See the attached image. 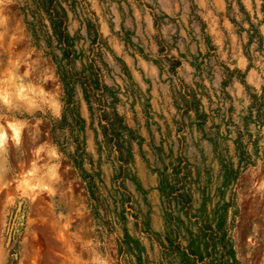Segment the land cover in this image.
<instances>
[{"label": "clouds", "instance_id": "1", "mask_svg": "<svg viewBox=\"0 0 264 264\" xmlns=\"http://www.w3.org/2000/svg\"><path fill=\"white\" fill-rule=\"evenodd\" d=\"M12 2L0 0V207L7 214L23 203L35 217L29 224L38 222L49 229V236L58 242L56 255L63 256L49 264H128V256L116 255L118 232L105 230L103 213L95 217L94 201L72 194L71 185L79 186L80 181L72 162L77 144L69 127L58 126L70 106L56 66L44 55L43 41L36 47L30 38L21 44L27 34L4 14ZM87 2L91 7L82 8L80 21L90 10L101 17L99 31L109 47H98L94 54L98 63L107 65L101 67L105 82L118 91V110L130 128L144 124L142 109L148 110V102L153 132L165 127L177 116L171 97L185 86L212 94L216 103L211 107H219L222 115L234 105L237 122L247 112L250 93L264 97V0H121L123 11L113 0ZM110 25H114L112 31ZM122 25L124 32L134 33L130 42ZM80 26L73 21L70 33ZM209 38L210 44H205ZM158 44L166 45L169 59L158 53ZM81 46L87 56L88 44L81 41ZM140 48L143 56L138 54ZM113 57L126 61L127 68ZM172 60L180 61L174 74L169 70ZM109 68L114 69L111 78ZM225 80L226 88L222 87ZM197 84L202 88L197 89ZM201 99L207 110L208 101ZM159 114L164 119L157 121ZM88 136L86 152L94 156L91 133ZM253 160L245 173L251 174L250 179L243 191H237L238 200L250 194L264 201V151ZM84 167L92 170L87 160ZM157 227L162 230V225ZM32 235L29 230L18 238L19 260L9 257L10 249L0 240V264H35L28 239Z\"/></svg>", "mask_w": 264, "mask_h": 264}, {"label": "rangeland", "instance_id": "2", "mask_svg": "<svg viewBox=\"0 0 264 264\" xmlns=\"http://www.w3.org/2000/svg\"><path fill=\"white\" fill-rule=\"evenodd\" d=\"M113 2L120 3L118 11H123L121 0H113ZM22 5L23 0H13L4 14L14 22L13 26L21 27L23 33L27 34L22 33L21 44H25L30 37L21 14ZM85 6L89 9L91 7L87 0L75 10H69L67 21V29L75 49L79 55L83 56L85 50L82 46L78 48V45L81 41H85L89 48L90 43L85 18L91 17L93 12L99 28L102 27L101 17L97 16L94 10H90L83 22L80 21L82 8ZM73 21L80 23L81 26L75 33H70L69 27ZM113 27L114 25H110L109 31H112ZM121 31L125 40L130 42L131 35L134 33H131V30L124 32L123 25ZM99 32L103 36V32ZM254 37L249 40L250 44ZM104 40L106 41V38ZM116 43L119 44V38ZM205 44H210V38L205 40ZM32 46L37 45L33 43ZM107 46L109 47L108 44ZM138 54L143 56V48L139 49ZM44 55L49 56L45 53ZM113 59L117 64H123L124 68H127L126 61L116 57ZM78 61L80 62L79 59ZM51 62L53 63L52 59ZM112 71L114 69H108V78H111ZM103 78L105 82L104 73ZM106 84L109 86L108 83ZM113 90L118 94L117 90ZM205 94L207 97L203 98L208 101L205 111L214 110L213 121L219 125L220 136L216 148L192 123V120L186 117L183 133L177 132L179 124L175 123V120L178 119V115L173 117L165 127L153 132L155 125L151 115V103H147V111L142 109L145 122L138 128H132L139 137L133 145L134 160L128 164V174L123 180L124 187L132 194L130 202H127L121 196L120 183L113 182V175L119 170V164L115 161L114 154H109L103 149L104 142L97 120L90 115L81 92L79 90L77 92L76 102L82 118V122L78 124L81 128L80 141V134H84L83 166L87 160L89 167L97 173L95 185L100 197L94 200L95 217L100 218L103 213L105 230L108 233L118 232L115 238L116 255L128 256V264H264V226H262L264 225V201L260 200L258 195L249 194L243 200H238L237 196V191H243L244 185L250 179L251 174L245 173L249 164L254 165L253 157L259 158L264 151V123L257 120L255 111L251 118L246 117L251 104L250 96L247 112L240 117L239 122L234 119V105L229 106L227 114L222 116L224 121L221 122L216 113L219 107L215 109L211 107L216 101L212 99V94L206 92ZM228 95L230 99L231 94ZM171 99L173 103V98ZM173 107L175 108L174 104ZM85 111L88 114L87 118L83 115ZM219 113L222 114L221 109ZM68 118L69 114L67 123L58 126L69 127L75 134L74 124L72 120L69 124ZM155 119L159 121L164 118L162 114H159ZM134 120L139 124L138 117H134ZM207 126H211V121L206 123ZM236 126L242 131L240 140L246 145L248 153L242 162H239L235 149ZM88 133H91L94 156L86 152ZM182 135L185 137L182 154L190 163L192 179L190 203H187L186 198L180 200L175 196H170L168 201L167 197L161 193L156 173V170L163 168V164L169 162L170 155H177L180 146L179 136ZM83 168L84 172L77 168L80 172V181L79 186L71 185L72 194L87 196L91 200L87 179L85 181L83 176L92 170ZM234 185L236 190L230 192ZM34 219L35 217L23 203L9 209L7 214L0 207V240H3L5 247L10 249L9 257L19 260L18 238H22V233L26 234L31 230L33 235L28 239L35 264H49L50 261L62 260V255H56L58 242L49 236V229L38 222L29 224V221ZM160 225L162 230L157 227Z\"/></svg>", "mask_w": 264, "mask_h": 264}, {"label": "trees", "instance_id": "3", "mask_svg": "<svg viewBox=\"0 0 264 264\" xmlns=\"http://www.w3.org/2000/svg\"><path fill=\"white\" fill-rule=\"evenodd\" d=\"M82 2H86V0H23L20 9L31 41L35 45H39L43 41L44 46L47 48L45 54L51 57L56 66L55 71L60 76L70 106L68 114L75 128L74 143L77 144V152L72 160L73 164L83 172L85 171L83 168L85 148L83 151L81 150V141L79 140L81 128L78 126L82 122V118L79 115L76 102V95L79 90L87 104L90 115L97 120L104 142L103 149L109 154H114L115 161L119 164V170L115 171L113 175V182L120 183L119 189L122 198L130 202L132 194L124 187L123 180L128 174V164L134 160L133 145L139 136L125 122V117L119 113V96L117 92L104 82L103 72L101 71L103 62L98 63L99 57L94 53L96 48H108V46L106 41L102 40L103 36L99 32V25L93 12V16L85 18L87 36L90 39L88 55H79L75 49L74 42L67 29L68 11L75 10ZM254 36L255 34H253ZM253 37H250V39ZM158 46L159 54L169 59L165 55L166 46L159 44ZM57 52L60 53L59 56L56 55ZM78 59L80 60V67L77 70L76 63ZM179 63V60L171 61L169 70L173 74ZM105 66L106 64H103V67ZM225 69L232 71L227 67ZM226 84L227 80L222 82L224 88ZM201 88L202 86L197 84V89ZM201 96L205 97V92L198 93L195 89L188 90L186 86L172 96L178 115V119L175 120V123L179 124L177 132H184L186 126L184 118L186 117L192 120V123L202 131L203 135L216 148L220 132L219 125L213 121L215 111L212 109L205 111ZM249 96L251 104L246 117L251 118L253 111H255L257 120L263 124L264 97H258L254 93H250ZM219 110L220 108L216 113L220 121L223 122L224 117L219 113ZM208 121H211V126L206 127ZM63 123H67V116H65L61 126H63ZM241 134L242 131L237 127V137L234 142L239 162L244 161L248 155L246 145L240 140ZM179 140L180 146L177 155H170L169 162L163 164V168L156 170V173L161 193L167 197L168 201L170 196H175L180 200L186 198L187 203H190V182L192 180L190 163L182 154L185 137L183 135L179 136ZM96 177L97 173L94 170L86 172L83 176L85 181L87 179L89 197L93 201L100 197L95 185Z\"/></svg>", "mask_w": 264, "mask_h": 264}]
</instances>
